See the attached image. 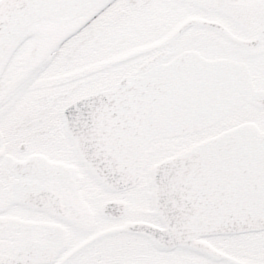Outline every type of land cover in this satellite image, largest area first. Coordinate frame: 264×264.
I'll use <instances>...</instances> for the list:
<instances>
[{"label": "snow or ice", "instance_id": "obj_1", "mask_svg": "<svg viewBox=\"0 0 264 264\" xmlns=\"http://www.w3.org/2000/svg\"><path fill=\"white\" fill-rule=\"evenodd\" d=\"M0 264H264V0H0Z\"/></svg>", "mask_w": 264, "mask_h": 264}]
</instances>
